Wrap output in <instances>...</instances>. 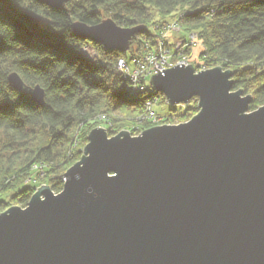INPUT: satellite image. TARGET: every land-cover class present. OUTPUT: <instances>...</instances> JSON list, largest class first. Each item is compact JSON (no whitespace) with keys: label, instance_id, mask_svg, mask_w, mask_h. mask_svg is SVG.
<instances>
[{"label":"water","instance_id":"95a60500","mask_svg":"<svg viewBox=\"0 0 264 264\" xmlns=\"http://www.w3.org/2000/svg\"><path fill=\"white\" fill-rule=\"evenodd\" d=\"M71 30L121 53L138 32L111 20ZM157 73L151 88L170 106L196 98L197 114L136 136L92 130L58 194L40 186L0 214V264H264V104L249 111L219 67ZM8 82L24 87L15 73ZM28 95L45 105L39 87Z\"/></svg>","mask_w":264,"mask_h":264},{"label":"trees","instance_id":"16d2710c","mask_svg":"<svg viewBox=\"0 0 264 264\" xmlns=\"http://www.w3.org/2000/svg\"><path fill=\"white\" fill-rule=\"evenodd\" d=\"M27 14L36 21H28ZM105 20L138 29L126 52L105 50L71 30L76 22L95 26ZM189 36L194 40L186 52L170 53L171 64L189 62L200 43V64H192L196 73L230 71L231 91L251 97L249 111L264 104V0H68L56 10L41 0H0V194L12 192L0 201V213L25 208L42 184L58 194L92 130L103 128L113 137L152 128L150 121L139 120L145 104L156 99L151 106L156 115L153 107L165 98L146 87L148 78L140 79L136 87L143 90L135 91L117 63L123 60L131 71L133 60L160 52L159 41L170 52L176 44L185 47ZM85 47L94 58L83 56ZM13 73L24 84L20 91L8 82ZM35 87L44 92L43 107L28 95ZM190 102L160 124L189 121L198 112L197 99ZM39 165L43 175L34 171Z\"/></svg>","mask_w":264,"mask_h":264},{"label":"built area","instance_id":"2783aa9c","mask_svg":"<svg viewBox=\"0 0 264 264\" xmlns=\"http://www.w3.org/2000/svg\"><path fill=\"white\" fill-rule=\"evenodd\" d=\"M176 25H173V28ZM194 40V36H189V43L183 47L181 44H176L174 49L170 52L167 50L168 48L166 47V43H162V42H158V48H160V52L156 53L153 52L151 54H149L146 57H142L140 59H136L132 61V70L129 71V66L126 65V63L123 60H119L117 63V68L120 72L124 73L125 75H128L133 83H134V89L135 91H142V87H136L138 85V83L141 81L140 79L144 80V79H149L151 77L152 74H158L157 71L159 73H162V69H169L173 66H176L178 63H181L182 65L186 66L189 65L190 63L188 61H186L185 59H182L178 62H176L174 65L170 63V60L172 58V56H170V53L172 55V53L174 52H178L181 51V54H183L184 52H186V49L188 46H190V44L192 43V41ZM167 49H165V48ZM81 53L83 54L84 57L87 58H94L95 55L93 53V51L89 48V47H85L81 50ZM150 69V70H148ZM157 70V71H156ZM203 71V70H201ZM156 99H152V102H148L145 104V113L140 117V121H150V123L153 124H157V123H161L162 122V118L158 117L156 115H154L151 112V106L153 103H155ZM43 165H39L38 167L35 166L34 167V171L39 172L40 175H43ZM65 179H62V182L64 183Z\"/></svg>","mask_w":264,"mask_h":264},{"label":"rangeland","instance_id":"374dc122","mask_svg":"<svg viewBox=\"0 0 264 264\" xmlns=\"http://www.w3.org/2000/svg\"><path fill=\"white\" fill-rule=\"evenodd\" d=\"M42 26H45V23H43L42 24ZM202 53V47H201V45H200V43H198L196 46H194L193 48H192V50H191V56H190V59H189V63L190 64H193V65H196V66H198L199 64H200V62H199V60H198V56H199V54H201ZM148 70H150V69H148ZM146 87L147 88H149V89H151V86H150V84H149V80L146 82ZM189 106H192V102H190L188 105H179V106H170V105H168L166 102H164V103H162V101H160L159 103H158V105H156V106H154L153 107V112L158 116V117H161V118H166V117H168V116H170V115H172V114H174V113H176L177 115H179V114H181V113H183L184 112V110H187V107H189ZM183 111V112H182ZM162 123V122H161ZM174 125H178V124H181V123H179V122H177V120L176 121H174ZM151 125H152V127L153 126H161V124L160 123H157V124H153V123H151ZM140 134V133H139ZM85 147V146H84ZM83 147V148H84ZM83 148L81 149V150H83ZM43 185H45V184H42V185H40V186H43ZM39 186V187H40ZM46 186V185H45ZM39 187H37L36 189H35V192L37 191V189L39 188ZM34 192V193H35ZM33 193V194H34ZM12 192H4V193H1L0 194V201H6L9 197H11L12 195ZM32 197V196H31ZM30 200V199H29ZM14 207H16V206H14ZM8 209H6L5 211H7ZM4 211V212H5ZM1 213H3V212H1ZM0 213V214H1Z\"/></svg>","mask_w":264,"mask_h":264},{"label":"snow or ice","instance_id":"6c2138e0","mask_svg":"<svg viewBox=\"0 0 264 264\" xmlns=\"http://www.w3.org/2000/svg\"><path fill=\"white\" fill-rule=\"evenodd\" d=\"M3 110V106H2V104H0V111H2Z\"/></svg>","mask_w":264,"mask_h":264}]
</instances>
